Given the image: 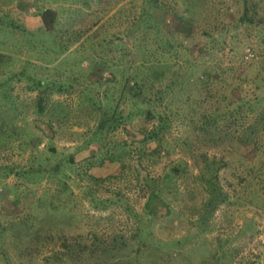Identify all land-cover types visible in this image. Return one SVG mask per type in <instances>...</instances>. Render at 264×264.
I'll list each match as a JSON object with an SVG mask.
<instances>
[{
  "label": "rangeland",
  "instance_id": "obj_1",
  "mask_svg": "<svg viewBox=\"0 0 264 264\" xmlns=\"http://www.w3.org/2000/svg\"><path fill=\"white\" fill-rule=\"evenodd\" d=\"M0 264H264V0H0Z\"/></svg>",
  "mask_w": 264,
  "mask_h": 264
},
{
  "label": "trees",
  "instance_id": "obj_2",
  "mask_svg": "<svg viewBox=\"0 0 264 264\" xmlns=\"http://www.w3.org/2000/svg\"><path fill=\"white\" fill-rule=\"evenodd\" d=\"M40 16H41L43 27H44L45 31H47V32L53 31L55 20H56V11L54 9H51V8H45L44 10H42L40 12ZM146 85L147 84L143 83V81L139 82V80H135V82H133L131 85L126 84V86H128V89H130V91H132L134 89L135 90L134 93L138 96L142 95L143 89H145V88L147 89ZM164 125L166 126L167 123H164ZM153 133H154V131H153ZM153 133L151 134V135H154L152 137H158V134L156 135ZM53 169H56V168L54 167ZM172 173H174V171L172 172V170H171L170 174H172ZM207 184L209 185V190L212 192L214 197L222 195L223 191L218 186L217 183H213L212 180H207ZM214 206H215V204H213V201H210L208 208H210V207L213 208Z\"/></svg>",
  "mask_w": 264,
  "mask_h": 264
}]
</instances>
